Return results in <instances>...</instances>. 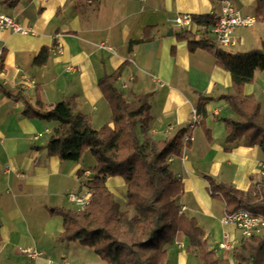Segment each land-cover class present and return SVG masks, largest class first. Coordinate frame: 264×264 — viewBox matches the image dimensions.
<instances>
[{
  "label": "crops",
  "instance_id": "crops-1",
  "mask_svg": "<svg viewBox=\"0 0 264 264\" xmlns=\"http://www.w3.org/2000/svg\"><path fill=\"white\" fill-rule=\"evenodd\" d=\"M232 1L243 13L254 16V0ZM220 11V0H17L13 4L0 0L1 13L16 17L34 31L0 32V264H106L92 247L78 240L59 241L63 221L53 213L54 208L73 207L66 194L85 188L84 181L95 175V158L86 155L89 152L78 161L48 156L44 147L59 122L23 116L22 100L7 96L2 89L14 94L20 91L34 101L39 87L43 103L72 101L73 111L98 129L112 125L98 80L123 62L114 86L129 101L148 94L147 135L163 141L185 130L182 142L188 144L169 158L174 177L183 184V193L175 199L181 213L196 219L217 258L235 264L232 249L221 250L218 242L227 232L236 244L240 234L231 224L221 222L224 202L211 196L204 175L250 191L261 182L264 151L258 145L246 146L243 140L226 141V123L236 118L222 97L233 93L230 74L215 64L212 53L202 49L189 52L186 40L176 39L180 28L169 21L177 13L212 15ZM256 25L263 43L264 16ZM146 27H152L151 38L130 48ZM185 29L195 38L203 36H198L199 29L205 30L195 23ZM237 29V45L253 41L252 34L243 35ZM43 48L48 49L42 54L45 62L35 63ZM243 93L252 95L264 112V72L253 84H245ZM199 95L211 98L205 103L204 115L211 142L200 123L189 129ZM202 118L200 114V121ZM137 132L142 139L139 126ZM115 179L110 191L119 209L125 210L122 192L126 186ZM178 240L188 243L181 233L173 242ZM22 248L42 253L29 258Z\"/></svg>",
  "mask_w": 264,
  "mask_h": 264
},
{
  "label": "trees",
  "instance_id": "trees-1",
  "mask_svg": "<svg viewBox=\"0 0 264 264\" xmlns=\"http://www.w3.org/2000/svg\"><path fill=\"white\" fill-rule=\"evenodd\" d=\"M13 4L17 0H6ZM97 3L99 0H91ZM254 17L262 20L264 0H254ZM193 22L205 28L204 35L195 38L190 30L179 29L177 40H186L189 52L197 49L212 53L215 64L229 72L233 93L222 96L236 118L226 123L227 142L243 140L246 146L258 145L264 151V112L252 95H245L243 87L252 83L255 72L264 69V42L259 48L246 52H230L219 48L209 34L214 18L209 14H191ZM152 27H146L139 40L132 45L149 40ZM43 48L34 59L45 62ZM174 54V48H172ZM125 62L111 74L105 73L98 80V87L111 110L112 125L98 129L89 119L73 111L72 101L46 105L36 88L32 101L20 91L15 94L2 89L7 96L23 102L21 114L30 119L58 121L44 149L48 156L61 160L78 161L85 152L96 160L95 175L87 181L91 199L84 210L54 208L53 213L62 217L63 231L59 241H75L92 247L106 264H166V245L171 244L178 233L187 237L190 250L197 252L198 264H230L217 258L209 249L205 232L193 217L180 211L176 198L183 193V184L174 177L169 165L172 155H179L188 144L182 142L184 129L178 130L171 139L152 140L148 135V94H138L127 100L114 82ZM211 99L199 95L196 110L203 116L199 123L205 138L211 142V132L204 121L205 103ZM137 126H139V133ZM119 176L126 189L125 198L129 208L119 209L113 193L106 186L107 177ZM211 196L224 202L225 213L245 208L264 214V186L260 182L250 191L217 182L204 175ZM132 211V213H131ZM1 240V237H0ZM235 264H264V231L240 239L232 248Z\"/></svg>",
  "mask_w": 264,
  "mask_h": 264
},
{
  "label": "built area",
  "instance_id": "built-area-1",
  "mask_svg": "<svg viewBox=\"0 0 264 264\" xmlns=\"http://www.w3.org/2000/svg\"><path fill=\"white\" fill-rule=\"evenodd\" d=\"M220 4L221 11L211 15L215 22L210 27V34L214 43L219 48L224 49L237 45V39L234 34L237 27L252 26L256 19L253 15L243 13L234 5L232 0H220ZM169 21L171 25L180 29L188 28L194 23L191 14L188 13H177ZM4 29H8L14 33L34 34L29 25L23 24L14 16L0 12V32ZM14 103L18 105L16 101ZM199 121L200 114L196 108H193L189 129L193 130ZM259 175L261 179L260 185L263 184L264 186V163L260 164ZM67 199L76 210H84L90 202L91 191L85 188L84 191L80 192L70 191L67 193ZM221 222L234 226L240 234L239 240L253 234L259 235L264 231V214L254 213L245 208H239L230 214L224 213ZM233 245L234 242L229 234L223 232L222 238L218 242V247L221 250H231ZM21 252L29 258H36L42 253L35 248H22ZM47 264H50V262L48 261ZM63 264H68V262L65 261Z\"/></svg>",
  "mask_w": 264,
  "mask_h": 264
},
{
  "label": "rangeland",
  "instance_id": "rangeland-1",
  "mask_svg": "<svg viewBox=\"0 0 264 264\" xmlns=\"http://www.w3.org/2000/svg\"><path fill=\"white\" fill-rule=\"evenodd\" d=\"M237 28H238L237 31L239 30V32L242 33L243 35L248 36V35L252 34L253 35V41L248 42L247 44L245 43V44L240 45V46L235 45V46L230 47V48H224V50H227L230 52H246V51H249L251 49L259 48L261 46L260 36H262V33L256 29L257 28L256 20L252 26H239ZM198 31H199L198 36L204 35L205 30L203 31V29H199ZM256 72L257 73L255 74V77L260 76V73L264 72V69L263 70H257ZM253 83H254V80L252 83H248V84H253ZM87 154L91 156V154L86 153V155ZM115 178H119V180H121L123 182L122 178L119 176L109 177L107 179V184L110 185V187H109L110 189H111V184L113 183V181L116 180ZM87 181L88 180L84 181V186H85V189L90 190L88 185H87ZM81 191H84V189H82ZM122 195L125 198V189L122 192ZM117 197L119 198L120 196L117 195ZM114 198H115V196H114ZM66 200H68L67 194H66ZM68 202L72 206V203L69 200H68ZM126 206H127V204H126ZM127 208H129V207L127 206ZM71 209L76 210L75 207H72ZM165 248H166L167 253H168V258H167L166 264H196L195 261L197 259V252L195 250H190V248L188 247V243H186L185 241H184V243L179 241V240L176 243L172 242L171 244L166 245ZM188 254H189V256H188ZM186 256H188L189 259L185 258Z\"/></svg>",
  "mask_w": 264,
  "mask_h": 264
}]
</instances>
